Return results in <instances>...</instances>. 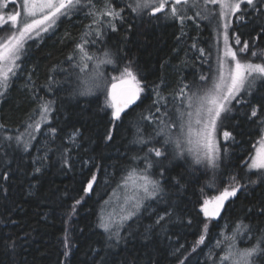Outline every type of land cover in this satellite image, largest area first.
Segmentation results:
<instances>
[{
    "label": "snow or ice",
    "instance_id": "snow-or-ice-1",
    "mask_svg": "<svg viewBox=\"0 0 264 264\" xmlns=\"http://www.w3.org/2000/svg\"><path fill=\"white\" fill-rule=\"evenodd\" d=\"M81 13L91 22L67 57L74 72L62 69L67 74L63 83L73 75L76 81L66 91L74 97L102 93L98 111L106 120L105 143L114 144L123 132H130L128 149L123 152L126 162L112 166L114 171L102 169L92 157L82 161L90 166L84 180L86 194L94 195L101 182H115L111 194L99 204L95 227L101 242L93 249L94 264H117L109 256L128 238L139 235L149 245L157 234H167L171 224L192 226L194 217L181 196L195 187L190 177L199 184L201 177L196 173L211 174L199 187L193 205L199 217L197 238L187 250L183 244L173 248V264H191V259L201 264L198 257L206 250L203 264H264V199L257 207H245L235 215V205L257 191L264 192V0H101L99 5L96 0H0V102L15 80L27 74L25 87L31 86L35 103L23 131L16 129L14 135L0 137V149L6 145L30 153L37 134L47 125L48 135L41 144L44 152L32 158L33 175L43 171L63 129L53 123V113L59 114L56 99L36 92L35 69L28 73L25 65L30 50L43 42L45 34L51 35L62 22ZM145 16L179 25L178 40L188 35V26L209 32L204 46H198V34L190 37V50L196 53L194 59L201 70L192 80L182 82L174 94H165L163 81L150 83L133 59L121 56L119 48L109 47V32L119 31L118 26L125 23L130 31L134 21ZM246 29L251 31L246 33ZM60 83L49 77L47 91L53 92V85ZM145 94L151 97L147 109ZM240 114L256 125L259 139L247 158L237 160L229 153L238 140L228 121ZM0 130H6V125L0 123ZM83 139L80 129L73 126L66 143L57 145L63 167L72 168L71 153ZM7 156L4 151L0 157L5 169L2 181L10 180L12 160ZM206 189L216 190L208 194ZM0 194H8L2 184ZM81 203L82 199L75 201L69 220ZM161 204L166 207L160 208ZM146 216L151 217L148 225L143 223ZM210 228L223 231L210 239ZM7 240L8 249L14 252L15 240L11 236ZM62 242L67 257V230ZM119 264L137 262L126 258Z\"/></svg>",
    "mask_w": 264,
    "mask_h": 264
},
{
    "label": "trees",
    "instance_id": "trees-1",
    "mask_svg": "<svg viewBox=\"0 0 264 264\" xmlns=\"http://www.w3.org/2000/svg\"><path fill=\"white\" fill-rule=\"evenodd\" d=\"M96 3L99 5L101 0H96ZM150 19L152 22H149ZM90 22L91 19L81 13L78 18L73 17L62 22L51 35L45 34L43 42L30 50L25 67L28 73L35 69L33 80L36 92L56 99L59 114L53 113L56 116L53 123L63 129L59 137H63L64 141L58 137L52 145L53 151L49 153L43 171L38 175H33L35 165L32 158L44 152L41 144L48 135L45 131L47 125L37 134L30 153L25 154L19 149L13 151L6 145L4 149H0V157L7 151V159L12 160L9 165L10 180H0V184L8 188L7 197L0 194V264H94L96 260L93 249L98 248L101 242L100 236L96 234L100 230L95 227L99 204L101 198L107 199L111 194L115 182L108 185L101 182L94 195L86 194L83 191L84 180L90 166H84L82 161L92 157L102 169L114 171L112 166L126 162L123 152L128 149L130 132H123L114 144L105 143L102 134L106 120L101 118L103 113L98 111L103 104L102 93H97L95 97H74L66 89L74 86L75 76L67 77L68 83H63L67 74L62 69L67 68L68 72H74L69 68L67 57L73 52L74 45ZM134 24L130 31L125 23L118 26L119 31L109 32V47L119 48L121 56L133 59L141 74L150 83L163 81L165 94H174L182 82L192 80L193 74L198 75L200 64L194 59L196 53L190 50V37L198 34V46H204L209 38L207 29L201 31L194 26H188V35L178 40L177 36L181 35L179 25L171 21L156 22L154 18L145 16L136 19ZM250 31L251 29L245 30L246 33ZM30 43L35 44L36 41ZM53 69L57 71L53 72ZM49 77L61 82L58 86L53 85V92L47 91ZM26 83L27 74L18 77L10 87L7 97L0 102V123L6 125V130H0V137L14 135L16 129L23 131L24 123L35 107L31 99V86L26 88ZM145 95L147 98L144 100V109H147L151 104V97L149 94ZM73 126L80 129L84 139L73 149V166L69 169L61 165L57 145L66 143L67 134L73 131ZM228 127L233 130L238 140L229 149L231 158H247L254 151L252 145L259 139L256 125L246 121L243 114H240L228 121ZM4 171L0 163V175ZM196 176L201 177L199 184H196L195 178L190 177L195 187L188 188L181 196L189 210L188 214L194 217L192 226L171 224L167 234H157L149 245H145L139 235L128 238L116 253L109 256V260H115L117 264L126 258L136 261L137 264H173L176 259L172 255L173 248L177 244H183L187 250L197 238L199 217L196 216L193 205L199 187L210 179L211 174L201 176L196 173ZM215 190L206 189L208 194ZM77 199H82V203L76 206L75 215L69 220L68 214ZM261 199H264V192L257 191L255 196L249 198L251 203L245 200L235 205V215H240L245 207H257ZM163 207L166 205L161 204L160 208ZM227 220L228 218L226 222ZM143 223L150 224L151 217L146 216ZM222 229L210 228L209 238L216 237ZM66 230L70 247V255L67 257L64 255L62 242ZM9 236L17 245L14 252L7 247L10 244L7 240ZM206 256L207 250L204 256L198 257L201 264ZM191 264H197V259H191Z\"/></svg>",
    "mask_w": 264,
    "mask_h": 264
},
{
    "label": "rangeland",
    "instance_id": "rangeland-1",
    "mask_svg": "<svg viewBox=\"0 0 264 264\" xmlns=\"http://www.w3.org/2000/svg\"><path fill=\"white\" fill-rule=\"evenodd\" d=\"M10 7H11V5H10ZM1 32H0V34H2L3 33V30H0ZM1 105V104H0ZM223 231V229L221 230V232ZM211 247V246H210Z\"/></svg>",
    "mask_w": 264,
    "mask_h": 264
}]
</instances>
